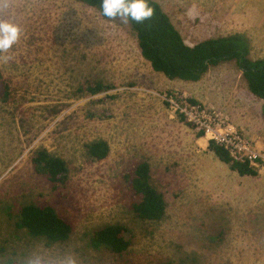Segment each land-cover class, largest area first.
I'll return each mask as SVG.
<instances>
[{"label": "rangeland", "instance_id": "1", "mask_svg": "<svg viewBox=\"0 0 264 264\" xmlns=\"http://www.w3.org/2000/svg\"><path fill=\"white\" fill-rule=\"evenodd\" d=\"M154 1L188 46L244 34L249 57H264V19L240 16L243 0ZM3 18L22 34L6 54L11 59L0 60L11 92L0 102V248L15 253L43 244L16 230L4 210L13 206L14 217L20 205L46 203L73 225L69 241L55 247L90 264H264V157L256 176H239L166 101L174 94L201 105L222 98L225 107L243 110L251 97L234 61L211 66L197 82L169 80L141 57L128 24L76 0H13ZM86 80L112 88L79 97L75 90ZM210 104L204 106L228 116ZM96 140L110 149L101 161L83 147ZM260 142L264 156V137ZM41 148L67 163L57 189L33 170L31 157ZM140 161L164 196L160 221H139L131 210L135 199L121 174ZM112 223L128 228L126 252L86 245L91 231Z\"/></svg>", "mask_w": 264, "mask_h": 264}, {"label": "trees", "instance_id": "2", "mask_svg": "<svg viewBox=\"0 0 264 264\" xmlns=\"http://www.w3.org/2000/svg\"><path fill=\"white\" fill-rule=\"evenodd\" d=\"M76 1L96 9L104 19L110 20L101 12V0ZM149 3L154 9L153 17L141 24L130 21L128 25L134 34L141 57L154 72L169 80L197 82L211 66L234 61L249 93L264 101V57L256 60L249 57L251 49L244 34L210 38L188 46L161 6L154 0H149ZM111 88L112 86L105 85L100 80H86L77 86L75 93L85 98ZM10 94L8 81L0 73V102L7 103ZM188 101L195 104L193 100ZM179 119L188 127H193L184 118L179 116ZM201 136L202 132L197 133V137ZM83 147L86 157L93 161L106 159L110 151L104 140L92 141ZM207 149L239 176L257 175L255 169L247 163L233 161L227 151L214 142H209ZM31 164L34 172L44 177L53 189H57L67 180L66 161L44 148L33 153ZM121 180L135 199L131 210L139 221H160L164 217V196L152 184L150 166L146 161L137 162L123 171ZM12 209L13 206H8L4 212L9 220H13L15 229L22 231L28 239L42 241L45 246L63 245L73 233L71 222L59 215L49 204L25 203L17 207L14 217L11 214ZM127 233L128 228L123 224H106L91 231L86 245L95 251L103 250L111 255H121L130 246ZM1 252H4L3 248H0Z\"/></svg>", "mask_w": 264, "mask_h": 264}, {"label": "clouds", "instance_id": "3", "mask_svg": "<svg viewBox=\"0 0 264 264\" xmlns=\"http://www.w3.org/2000/svg\"><path fill=\"white\" fill-rule=\"evenodd\" d=\"M12 3L13 0H0V60L5 62L11 59L6 54L18 43L22 34L19 24L3 18L5 10L9 9ZM101 12L110 20L119 18L124 24L130 21L141 24L154 15L149 0H101ZM0 258L4 264H90L88 258L74 250L43 244L15 253L4 251Z\"/></svg>", "mask_w": 264, "mask_h": 264}, {"label": "built area", "instance_id": "4", "mask_svg": "<svg viewBox=\"0 0 264 264\" xmlns=\"http://www.w3.org/2000/svg\"><path fill=\"white\" fill-rule=\"evenodd\" d=\"M166 101L197 133L202 132L208 142H214L227 151L233 161L247 163L255 170L258 168L264 156L251 140L236 129L228 116L204 105L190 103L177 94L168 96Z\"/></svg>", "mask_w": 264, "mask_h": 264}, {"label": "crops", "instance_id": "5", "mask_svg": "<svg viewBox=\"0 0 264 264\" xmlns=\"http://www.w3.org/2000/svg\"><path fill=\"white\" fill-rule=\"evenodd\" d=\"M244 7L243 10L240 11L241 15L243 17L249 18V19H264V0H243ZM232 17L230 14L227 17ZM253 24H255V21H253ZM257 24H255L256 26ZM250 95V101L249 104H242L243 110H239L238 112H235V108L233 106L225 107L223 99L221 98L220 101L215 102L214 100H202V104H214L216 107H222L223 112H225L228 117H230L231 122L234 124V126L237 128V130L241 131L245 137H248L249 140H251L258 149H261L259 147L262 146L261 144V138L264 137V112L261 113V109L264 110V101L260 100L256 97H254L252 94ZM195 100L201 101L199 99H203V97L200 94H196L193 96ZM199 98V99H197ZM211 105V104H210ZM225 107V108H224ZM250 112V115L248 116L247 112ZM256 118V122L253 123L252 121H255L254 118ZM196 140L202 141L204 140L203 137H197L196 134ZM208 147V146H207Z\"/></svg>", "mask_w": 264, "mask_h": 264}]
</instances>
